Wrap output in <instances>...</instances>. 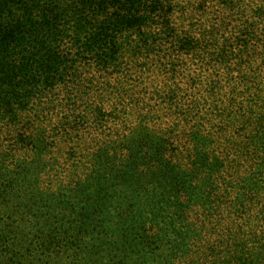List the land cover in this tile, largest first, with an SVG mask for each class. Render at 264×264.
I'll return each mask as SVG.
<instances>
[{"label": "trees", "instance_id": "1", "mask_svg": "<svg viewBox=\"0 0 264 264\" xmlns=\"http://www.w3.org/2000/svg\"><path fill=\"white\" fill-rule=\"evenodd\" d=\"M0 264H264V0H0Z\"/></svg>", "mask_w": 264, "mask_h": 264}, {"label": "rangeland", "instance_id": "2", "mask_svg": "<svg viewBox=\"0 0 264 264\" xmlns=\"http://www.w3.org/2000/svg\"><path fill=\"white\" fill-rule=\"evenodd\" d=\"M147 91H150V86H148ZM106 127V125H105ZM81 134L85 135V139L89 142H87L86 147L91 148L92 151H94V149L96 147H99L101 144H105L106 142H108L111 138L108 136V132L104 131L103 128H101L100 130H95L89 122H84L81 123ZM88 152V151H87ZM61 160L64 159L63 156L59 157Z\"/></svg>", "mask_w": 264, "mask_h": 264}]
</instances>
